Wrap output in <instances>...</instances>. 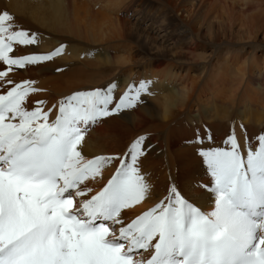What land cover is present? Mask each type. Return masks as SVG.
I'll return each mask as SVG.
<instances>
[{"label":"snow or ice","instance_id":"obj_1","mask_svg":"<svg viewBox=\"0 0 264 264\" xmlns=\"http://www.w3.org/2000/svg\"><path fill=\"white\" fill-rule=\"evenodd\" d=\"M38 43L36 32L0 12V264H264V131L255 144L245 131L241 142L233 122L223 147L198 151L210 180L194 179L185 191L172 183L162 200L129 219L127 210L151 187L141 172L146 136L122 154L92 158L82 142L90 127L142 102L151 81L131 83L118 97L113 82L47 110L45 100L32 107L30 95L43 90L9 73L65 49L16 52Z\"/></svg>","mask_w":264,"mask_h":264},{"label":"bare ground","instance_id":"obj_2","mask_svg":"<svg viewBox=\"0 0 264 264\" xmlns=\"http://www.w3.org/2000/svg\"><path fill=\"white\" fill-rule=\"evenodd\" d=\"M5 10L38 34L37 45L17 54L65 45L51 61L9 73L43 90L30 95L32 107L45 100L47 110L75 91L113 82L118 97L131 83L151 81L142 102L90 127L82 142L92 158L122 154L146 136L141 172L151 187L127 210L129 219L162 200L172 183L185 191L194 179L210 180L198 151L223 147L233 122L241 142L245 131L254 144L264 131V0H0ZM202 203L210 210V198Z\"/></svg>","mask_w":264,"mask_h":264}]
</instances>
